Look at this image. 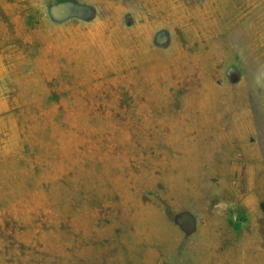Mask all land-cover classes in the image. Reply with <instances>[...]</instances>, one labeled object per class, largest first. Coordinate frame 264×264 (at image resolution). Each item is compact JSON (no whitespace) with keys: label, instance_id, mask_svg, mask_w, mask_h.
I'll return each mask as SVG.
<instances>
[{"label":"rangeland","instance_id":"rangeland-1","mask_svg":"<svg viewBox=\"0 0 264 264\" xmlns=\"http://www.w3.org/2000/svg\"><path fill=\"white\" fill-rule=\"evenodd\" d=\"M0 264H264V0H0Z\"/></svg>","mask_w":264,"mask_h":264}]
</instances>
